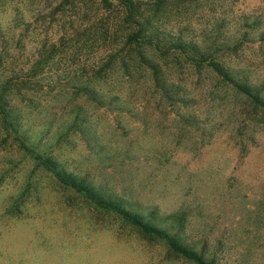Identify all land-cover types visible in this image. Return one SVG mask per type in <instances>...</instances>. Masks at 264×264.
<instances>
[{
	"label": "rangeland",
	"instance_id": "1",
	"mask_svg": "<svg viewBox=\"0 0 264 264\" xmlns=\"http://www.w3.org/2000/svg\"><path fill=\"white\" fill-rule=\"evenodd\" d=\"M170 1L158 24L264 97V0ZM108 2L0 0V79L23 133L163 226L183 214L175 231L217 263L264 264V115L207 65L128 46V12ZM0 264L192 263L59 188L0 121Z\"/></svg>",
	"mask_w": 264,
	"mask_h": 264
},
{
	"label": "trees",
	"instance_id": "2",
	"mask_svg": "<svg viewBox=\"0 0 264 264\" xmlns=\"http://www.w3.org/2000/svg\"><path fill=\"white\" fill-rule=\"evenodd\" d=\"M106 5L111 3L108 0H103ZM118 1L124 6L126 13L128 12L129 24L133 30L127 36L126 44L138 48V50H150L164 56L171 52L180 54L186 63L192 65L204 64L210 67L215 73L234 86L240 93L249 98L253 105L258 108L264 115V97L261 95V90L251 86L245 80H241L233 74L230 68L213 61L208 58L207 54L192 41H187L180 35L175 36L170 32H166L161 24H158V16L164 11L165 7L171 4L170 0H153L152 3L136 5L132 0H114ZM152 13V15H150ZM142 55V52H141ZM2 64V62H1ZM37 67L41 65V61L36 62ZM152 70L153 90L158 93L160 97L164 98L168 93H172L173 86L168 85L164 76L158 69L157 65H153L151 61L147 65ZM20 69L18 70V72ZM14 76H17V71L13 70ZM7 76L0 79V121L4 128L14 135V139L18 147L22 149L26 155L31 158L35 166L43 172L50 175L53 181L59 188L68 192H72L79 196L90 207L116 216L123 221L144 234L153 236L161 240L166 247L178 255L179 257L191 262L192 264H219L213 257L207 256L204 250H198L186 243L176 231L174 226L182 228L184 225V215H172L169 219L173 224L171 228L163 226L152 218V213H142L134 210L132 206L121 198H116L108 192L94 185L86 178L75 175L73 173L63 170L59 164L51 158L38 154L37 149L29 142V137L23 133L21 119L19 118L14 106L11 105L7 97V91L12 84L11 78ZM17 81L19 77H15ZM31 80V79H29ZM28 81L23 82L26 84ZM94 94V92L91 91ZM32 146V147H29ZM21 213L22 208L17 201L12 202L7 207V212ZM175 231V232H174Z\"/></svg>",
	"mask_w": 264,
	"mask_h": 264
}]
</instances>
